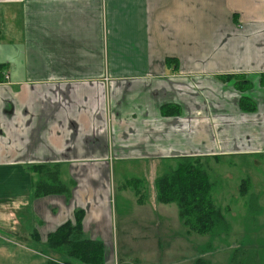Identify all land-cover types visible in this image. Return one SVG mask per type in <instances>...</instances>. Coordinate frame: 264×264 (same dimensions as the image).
<instances>
[{"label": "crops", "instance_id": "obj_1", "mask_svg": "<svg viewBox=\"0 0 264 264\" xmlns=\"http://www.w3.org/2000/svg\"><path fill=\"white\" fill-rule=\"evenodd\" d=\"M1 43L0 258L34 255L74 210L111 246V160L264 159V0H0ZM39 166L68 194L33 196Z\"/></svg>", "mask_w": 264, "mask_h": 264}, {"label": "rangeland", "instance_id": "obj_2", "mask_svg": "<svg viewBox=\"0 0 264 264\" xmlns=\"http://www.w3.org/2000/svg\"><path fill=\"white\" fill-rule=\"evenodd\" d=\"M1 46L2 43V52ZM197 160V169L204 171L210 184L206 196L212 203L211 208L220 213L224 223L203 236L186 234L173 203L163 206L155 203L151 207L152 181L166 167L173 169L174 161L160 169L143 172L139 169L141 165L133 162L110 161L107 173L112 188V242L111 246L105 244L108 247L103 252L111 264H194L196 258L210 264H232L231 260H235L233 264H264V159L256 156L236 160L219 156L216 160L214 157ZM136 180L139 203L135 202L136 195L132 196L134 190L130 184ZM145 199H150L151 204ZM21 216L18 220L24 219L23 225L29 218L24 213ZM32 222L35 225L38 221L32 217ZM43 248L36 249L33 255L26 246H10L5 248V259L0 258V264H43L55 258L61 261ZM235 250L247 251L246 258Z\"/></svg>", "mask_w": 264, "mask_h": 264}, {"label": "trees", "instance_id": "obj_3", "mask_svg": "<svg viewBox=\"0 0 264 264\" xmlns=\"http://www.w3.org/2000/svg\"><path fill=\"white\" fill-rule=\"evenodd\" d=\"M171 60V59H170ZM167 59V64L170 61ZM170 61V62H169ZM221 81H232L233 90L244 92L249 87V83L243 76L223 75ZM237 104L244 112H252L254 106L247 101L243 95L239 97ZM166 107H161V112H165ZM175 167L165 168L160 176L153 180L154 198L160 205L171 204L177 210V219L179 223L186 229V234L194 233L200 236L209 233L220 227L223 223L220 213L211 208V202L206 196L209 189V183L203 170L196 167L197 158L180 157L174 160ZM36 182L33 188L35 197L47 195H67L69 190L63 187L58 181L57 170L39 166L33 169ZM83 214L80 210L73 211V221L61 223L55 227V230L44 236L43 250L47 254L58 256L55 260H47L45 264H67L77 262L79 264H105V255L103 252V244L97 240L84 239L82 236L81 221ZM224 225V223H223ZM33 237V236H32ZM236 254H243L247 251L235 250ZM234 252V253H235ZM235 260H231L233 264ZM194 264H210L207 260L196 258Z\"/></svg>", "mask_w": 264, "mask_h": 264}, {"label": "built area", "instance_id": "obj_4", "mask_svg": "<svg viewBox=\"0 0 264 264\" xmlns=\"http://www.w3.org/2000/svg\"><path fill=\"white\" fill-rule=\"evenodd\" d=\"M2 78H3V80H6L7 79V75H5V73H3Z\"/></svg>", "mask_w": 264, "mask_h": 264}]
</instances>
